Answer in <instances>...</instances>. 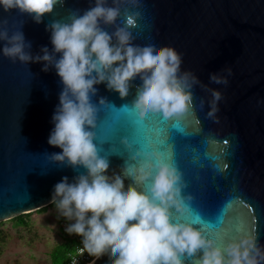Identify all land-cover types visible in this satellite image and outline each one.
Masks as SVG:
<instances>
[{"label":"water","instance_id":"water-1","mask_svg":"<svg viewBox=\"0 0 264 264\" xmlns=\"http://www.w3.org/2000/svg\"><path fill=\"white\" fill-rule=\"evenodd\" d=\"M93 2L64 0L39 24L17 10L0 9V25L8 27L10 33L20 29L35 55L42 46L50 51L53 47L50 32L45 30L47 24L68 22L71 11L83 14ZM124 8L140 12L133 39L173 47L182 56L181 70L191 71L201 82L193 88V112L179 118L190 134L184 136L171 129L167 141L183 173L184 192L193 196L192 212L217 229L224 218L220 231L241 224L245 229L241 233H255L264 246V0H139L122 4V13ZM124 19L122 14L117 24L122 25ZM104 28L114 31L113 25ZM226 68L231 69L226 85L209 80L210 73ZM41 69L42 62H13L0 52V222L49 205L57 182L65 176L73 182L85 172L83 167L74 170L49 158L62 151L47 140L63 85L54 68L47 72ZM140 80L138 72L124 95L103 83L95 85L98 91L91 99L100 109L96 142L110 153L109 174L124 172V163L138 164L144 159L143 152L162 147L155 128L140 123L164 121L161 114L136 109L134 97ZM208 89L222 93L218 123L206 116L211 99ZM100 98L106 105H99ZM135 149H140L141 155H134ZM150 182L146 180L139 187L147 190ZM133 183L132 175L126 173L125 186ZM172 211L174 219L189 222L188 214ZM196 227L205 231L199 224ZM206 233L214 237L212 232ZM241 233L217 242L227 243ZM114 259L104 251L88 264H110Z\"/></svg>","mask_w":264,"mask_h":264},{"label":"clouds","instance_id":"clouds-1","mask_svg":"<svg viewBox=\"0 0 264 264\" xmlns=\"http://www.w3.org/2000/svg\"><path fill=\"white\" fill-rule=\"evenodd\" d=\"M63 3L0 0V9L17 10L39 24L54 6ZM136 3L139 0H111V4L109 0H94L83 14L71 11L68 22L52 21L45 30L50 32L53 47L50 51L42 46V54H32L31 43L20 29L10 33L8 27L0 25V42H4L0 52L5 57L24 64L42 62L41 70L54 68L63 85L47 140L62 151L49 158L74 170L85 169L73 182L65 176L53 186L52 202L59 215L72 221L65 231L82 237L80 255L85 250L100 255L109 251L115 256L110 264H264V246L255 233H241L227 243H218L195 223L173 218V209L181 215L193 213V196L184 192L181 169L156 148L143 152L144 159L138 164L124 163V172H107L110 153L96 142L100 109L91 99L98 91L95 85L103 83L124 95L139 72L136 109L171 119L193 112V88L201 84L194 73L181 70L182 56L173 47L133 39L140 12L124 8L122 13L121 5ZM122 14L125 19L120 25L117 19ZM105 25H113L114 31L108 32ZM230 75L231 69L226 68L210 73L209 80L226 85ZM208 91L211 99L206 116L218 123L222 93ZM200 104L203 107V99ZM99 105H106V100L100 98ZM124 137L128 139L126 132ZM135 154L141 155V150L135 149ZM126 173L132 175L133 184L125 186ZM149 179L147 190L139 187ZM226 207L228 210L230 205Z\"/></svg>","mask_w":264,"mask_h":264},{"label":"rangeland","instance_id":"rangeland-1","mask_svg":"<svg viewBox=\"0 0 264 264\" xmlns=\"http://www.w3.org/2000/svg\"><path fill=\"white\" fill-rule=\"evenodd\" d=\"M61 217L56 206L49 205L45 211L30 212L27 225H16L10 219L2 221L1 230L6 238L0 264H52L49 252L62 240Z\"/></svg>","mask_w":264,"mask_h":264},{"label":"snow or ice","instance_id":"snow-or-ice-1","mask_svg":"<svg viewBox=\"0 0 264 264\" xmlns=\"http://www.w3.org/2000/svg\"><path fill=\"white\" fill-rule=\"evenodd\" d=\"M127 109V108H126ZM129 112H131V109H128ZM109 119H111V116H109ZM141 124H145L146 126L153 127L156 130L157 133V142L159 145H161V149L158 150L160 155L164 157L165 159L171 158L174 160V154L173 152L169 151V145H167V141L171 138V129H175L179 133L183 134L184 136H188L190 133L187 131V129L181 124L180 119L177 118L176 121H172L170 119H164V121H153L149 120L147 122L140 121ZM104 142V141H102ZM227 143V141H225ZM134 155H136L134 153ZM175 163H177L176 160H174ZM227 212L225 213V215ZM224 215V216H225ZM189 222H193L195 224H199L202 226V228L206 232H212L214 235V238L217 240H220L223 242L226 238L233 237V233L239 234L243 231H245L243 225L237 224L232 228H229L225 231H220V229L223 227L224 224V218L221 220V227L220 229H217L216 225L212 222H208L204 220L200 214L198 213H192L188 215Z\"/></svg>","mask_w":264,"mask_h":264},{"label":"trees","instance_id":"trees-1","mask_svg":"<svg viewBox=\"0 0 264 264\" xmlns=\"http://www.w3.org/2000/svg\"><path fill=\"white\" fill-rule=\"evenodd\" d=\"M49 205H55V202H52ZM49 205L39 208L36 211H45ZM29 214L30 213L20 214L18 216L11 218L10 220L14 222L16 225H27L28 224L27 216ZM71 222L72 221H68L64 217H61L60 219L59 233L62 240L59 243L55 244L49 252V258L52 264H66L69 255L74 250L75 245L79 240H82L81 236L76 234L70 235L65 231V228ZM2 224L3 222L1 221L0 222V252L2 245L5 243V238H6L3 230H1ZM64 224H66V226H64Z\"/></svg>","mask_w":264,"mask_h":264},{"label":"built area","instance_id":"built-area-1","mask_svg":"<svg viewBox=\"0 0 264 264\" xmlns=\"http://www.w3.org/2000/svg\"><path fill=\"white\" fill-rule=\"evenodd\" d=\"M82 247V240H79L75 245L74 250L69 255L66 264H88L98 256L97 253H89L87 250H85L83 255H80Z\"/></svg>","mask_w":264,"mask_h":264}]
</instances>
